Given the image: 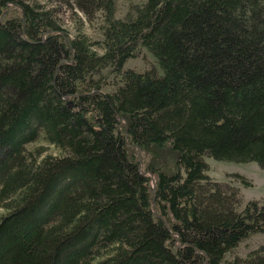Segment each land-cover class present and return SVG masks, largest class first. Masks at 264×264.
Wrapping results in <instances>:
<instances>
[{"label": "trees", "instance_id": "obj_1", "mask_svg": "<svg viewBox=\"0 0 264 264\" xmlns=\"http://www.w3.org/2000/svg\"><path fill=\"white\" fill-rule=\"evenodd\" d=\"M77 1L104 11L102 53L54 10L0 0V264H264L228 259L264 232V198L239 211L205 159L264 169V0H146L125 19ZM141 48L158 69L125 68Z\"/></svg>", "mask_w": 264, "mask_h": 264}, {"label": "rangeland", "instance_id": "obj_2", "mask_svg": "<svg viewBox=\"0 0 264 264\" xmlns=\"http://www.w3.org/2000/svg\"><path fill=\"white\" fill-rule=\"evenodd\" d=\"M30 3L41 4L53 11L57 16L62 27L66 30L70 37L75 35H84L93 44V48L102 53L101 47L104 39L102 27L104 22V11H91L85 13L82 10V5L77 0H23ZM146 0H116V17L125 19L135 14V8L145 3ZM9 10L11 12L19 11L13 3H10ZM126 69H135L138 71H146L150 68H157L155 58L145 49L141 48L139 54L131 57L125 63ZM105 76V83L102 86V92H111L121 84L120 75L108 73V69H104L102 74ZM94 78H98L95 76ZM123 122V121H122ZM43 146L46 153L61 154V151L54 145L48 143L46 139L40 137L36 143L30 144V147ZM138 156L143 161L146 154L140 148L137 149ZM150 153V152H149ZM176 153L167 151L158 159L161 163L173 168L176 163ZM208 162L207 174L211 180L222 183L228 189L236 188L239 190L241 202L237 206L240 211L250 200L262 201L264 198V169L254 161L250 162H232L225 160H217L213 157L206 156ZM140 160V162H141ZM142 171L144 162H141ZM152 174V173H150ZM151 176V175H150ZM151 184L154 185L155 175H152ZM264 249V232L253 233L244 239L239 246L228 254V259L232 260L236 257L246 258L253 250Z\"/></svg>", "mask_w": 264, "mask_h": 264}, {"label": "bare ground", "instance_id": "obj_3", "mask_svg": "<svg viewBox=\"0 0 264 264\" xmlns=\"http://www.w3.org/2000/svg\"><path fill=\"white\" fill-rule=\"evenodd\" d=\"M124 121V120H123ZM139 159L141 160V157L139 156ZM208 163V162H207ZM151 172H149V174H150ZM146 174H148V173H146ZM150 175H154L153 173L152 174H150ZM153 178V177H152ZM152 181V180H151ZM153 185V184H152Z\"/></svg>", "mask_w": 264, "mask_h": 264}]
</instances>
